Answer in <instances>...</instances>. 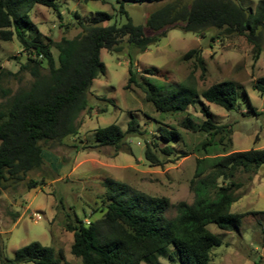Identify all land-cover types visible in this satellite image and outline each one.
Segmentation results:
<instances>
[{"label":"trees","instance_id":"trees-1","mask_svg":"<svg viewBox=\"0 0 264 264\" xmlns=\"http://www.w3.org/2000/svg\"><path fill=\"white\" fill-rule=\"evenodd\" d=\"M59 1L0 0V42L15 41L25 57L24 62H17L15 72L0 66V193L25 181L28 191L43 186L27 178L30 173H42L45 169L42 155L45 145H62L66 138L78 134L79 117L88 110L92 83L105 73L101 50L120 52L125 42L144 53L166 37L169 30L177 29L202 38L205 32L214 31L215 36L210 40L218 35L243 37L254 46L255 59L261 52L259 36L264 28V1L252 11L236 0H115L126 17L123 25H104L111 16L96 13L88 23L78 21L81 31L75 37L54 42L39 31L30 15L35 6H42L61 19ZM142 4L158 6L147 14L143 25H134L124 5ZM73 16L79 19L78 14ZM191 55L202 67L198 52L192 50L185 58ZM22 72L32 79L27 88L13 92L4 87L9 77ZM142 73L152 76L156 69H145ZM136 76L130 60L125 89L131 85L139 88L145 102L159 115L183 113L200 104L199 98L227 112H236L242 104H248L245 92L230 81L198 92L189 82L156 87L146 77H141L142 83H138ZM255 90L264 99V86L256 85ZM249 110L255 114L254 109ZM200 112L204 121L192 126L188 119L182 124L184 129L205 138L197 149L201 156L195 161L190 181L193 203H179L177 214L169 219L165 216L170 206L168 199L147 196L125 183L106 179L100 183L103 191L96 197L97 207L91 208L88 215L97 219L91 221L84 212L78 217L58 198L56 211L63 214L64 233L71 235V256L81 264H144L173 247L180 264H209L211 249L221 246L222 241L207 226L238 232L242 219L249 214L230 213L231 205L238 200L236 192L243 185L239 177L250 179L264 167V149L226 153L231 129L214 124L205 107ZM155 122L159 126L148 133L131 113L125 130L117 124L95 130L94 146L110 147L117 153L130 152L126 139L139 138L143 140L144 160L151 167H162L180 157L175 155L172 144L182 141V135L174 126ZM218 148L221 154L210 155ZM12 216L16 219L18 213ZM0 264H59V260L53 248L39 242L18 249L11 259L6 258L0 237Z\"/></svg>","mask_w":264,"mask_h":264},{"label":"rangeland","instance_id":"rangeland-1","mask_svg":"<svg viewBox=\"0 0 264 264\" xmlns=\"http://www.w3.org/2000/svg\"><path fill=\"white\" fill-rule=\"evenodd\" d=\"M106 1L60 0L61 19L42 6H35L30 17L43 35L58 42L63 37L71 39L79 34L78 21L88 23L96 13L111 16L104 25H123L126 17L120 12L119 5L115 0ZM236 1L243 8L254 11L264 0ZM157 6L124 5V10L134 25H143L147 14ZM74 13L79 19L73 16ZM203 35L204 38L173 29L144 53H139L125 42L121 44L120 52L101 50L100 60L105 66V73L92 83L88 110L79 117L78 134L66 138L62 145H45L42 154L45 169L42 173H30L27 178L41 182L43 186L28 191L25 181L15 189L9 188L0 193V237L6 258L11 259L18 249L39 242L55 250L59 264H81L69 252L71 235L64 233L61 227L63 214L56 211L57 199L61 198L65 207L72 208L78 217L83 212L88 216L91 208L97 207L94 204L96 197L103 191L100 183L106 179L125 183L147 196L168 199L170 206L165 216L169 219L177 214L179 203L192 204L194 194L190 181L195 161L201 156L197 149L205 138L184 129L182 124L188 119L192 126L204 121L201 107L208 109L214 124L231 129V143L226 153L264 149V99L255 90L256 85L264 86V28L260 31L261 52L257 59L254 58V46L243 37L218 35L210 40L215 36L211 30ZM192 50L198 52L202 67L195 56L185 58ZM130 60L138 83H142L141 77H146L156 87L189 82L202 92L213 84L230 81L245 92L248 104H242L236 112H227L199 98L200 104L189 107L183 113L159 115L145 102L139 88L131 85L125 89ZM24 61L25 57L21 56L15 41L0 42V66L3 69L15 72L17 62ZM151 68L156 69L154 75L142 73ZM31 81L30 75L22 72L9 77L4 87L15 92L27 88ZM249 108L254 109L255 114ZM131 113L140 124L145 125L148 133L159 126L155 121L167 127H176L182 141L173 142L172 147L175 155L180 157L162 167H151L144 160L143 140L135 137L126 139L130 152L117 153L110 147L94 146L95 130L110 124H117L125 130ZM221 153V148H218L210 155ZM239 180L243 185L236 192L238 200L231 205L230 213L249 214L242 219L238 232L207 226L222 241L221 246L211 249L209 264H264V167L250 179L240 176ZM15 213H18L16 219L12 216ZM95 219L96 216L87 218L91 221ZM144 264L180 263L174 248L169 247L163 255L153 257Z\"/></svg>","mask_w":264,"mask_h":264}]
</instances>
